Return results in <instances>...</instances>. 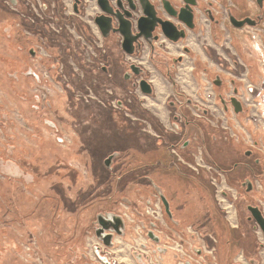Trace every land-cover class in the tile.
Masks as SVG:
<instances>
[{
    "label": "rangeland",
    "instance_id": "374dc122",
    "mask_svg": "<svg viewBox=\"0 0 264 264\" xmlns=\"http://www.w3.org/2000/svg\"><path fill=\"white\" fill-rule=\"evenodd\" d=\"M38 2L43 3L44 1L38 0ZM216 2L219 4L217 7L220 11L219 16H226L227 8L238 10L239 16L243 14L240 11L242 2L239 5V0H227L231 7L224 3L225 0ZM6 6L13 10L10 5L6 4ZM248 9L252 10L251 7ZM200 16H202L201 12ZM57 17L59 20L54 19L55 21L48 29L50 16H36L34 24L32 19L35 17L29 16L24 31L33 32L34 25L37 24L36 29L40 30V35L45 39L48 38V43L53 42V63L51 64H54L56 68L52 70V75L47 69L41 68L37 72L39 78H36L33 87V93L41 100L43 106L47 105L48 108L49 101H51L50 108L44 109L45 112L41 111L43 114L41 117L44 120L41 121L40 118L39 123L36 124L33 111L24 112L25 114L20 112V109L25 111L23 105L25 102L21 106L18 105L19 101H15L17 96L12 93L13 91L7 92L3 86L4 91L2 94L0 92V96L5 97V100L0 102L4 104L1 105L2 108L8 110L12 115L9 116L10 119L6 123L2 122V119L0 120V149H12L14 156L9 163L16 164L21 169V172L18 169L13 172L7 171V176L11 179L0 173V264H82L86 259L83 257L85 253H89L86 256H89L93 264H105L98 258L96 252L98 246L103 252H111L107 256L110 264L115 260V264H140L134 255L135 251L143 254V263L162 264V260L157 253L152 251V248L150 251L143 248L142 243L148 244V241L144 239L147 235L141 232L139 233L144 238L134 243L126 242L128 243V256L120 255L119 242L116 241L115 248L106 247L98 238L93 239L90 244L87 243L88 238L96 236L94 232L97 226L98 212L113 211L121 214L129 227L128 234L132 233L131 235H133L136 228L137 230L145 228V225L139 221L140 219L145 220L144 215L139 213L140 218H135L132 215L133 210H131L130 204L125 201L124 196H129L130 200L137 202L136 205H140V211L146 216L161 219L158 199L155 205L149 207L145 199L140 200L134 195L135 188L147 184L145 180L141 179V172L138 177H135L133 173L127 177L126 175L121 176L123 167L127 166L124 165L125 162L134 161V158L141 159L145 150L156 147V143L148 133L133 125L134 118L136 119L133 113H128L129 123L126 126L117 125L113 111L119 112L120 109L115 101H110L111 99L105 95L114 92V97L122 98L121 69L118 66V75L110 80L100 68H96L95 58H92L94 62H90L87 56V54L92 56L93 46L95 48L102 46V42H99L101 39L99 33L94 34L92 31V36H98L99 41L96 37H94V41L91 40L92 37L85 39L87 46L85 47L88 52L82 51L83 39L71 37L77 32L81 33L78 29L72 28L73 32L64 30L57 34L59 32L56 31L59 29L53 25L73 27L72 24H76L80 29L81 25L85 24L84 16ZM88 24L92 26L91 22ZM50 30L54 32V35ZM115 51L117 52V49ZM120 54L121 51L115 57H119ZM95 55L96 51L93 57ZM101 56H103L101 61H104L106 54L102 53ZM49 58L51 59V57ZM46 76L51 79L48 80ZM8 96L12 100L8 99ZM103 97L106 99L103 100ZM244 100L246 106L257 111H254L252 116L258 115L259 117L260 112L264 113V100L261 105L256 103L257 100L246 96ZM28 104L30 107V103ZM145 106L152 108L156 113L161 112L159 105L154 108L151 102L146 101ZM160 116L164 118L163 113ZM45 119H49L53 123L49 124L48 121L45 122ZM214 122L218 126L222 123L221 119L214 120ZM40 123L41 125L36 127ZM4 124H6V130ZM220 132L224 136L222 131ZM12 146L15 148L13 149ZM116 150H124L126 158L129 159L126 160L123 154L119 159L121 164L117 171L113 167L109 170L103 164L102 158ZM231 164L232 162H224L223 166L227 168ZM151 169L154 178L161 181L163 175L160 174V167L153 165ZM115 172H118V180L113 175ZM64 173H66L65 176ZM83 174L87 176V180L82 184V181L77 178ZM66 176L72 178L71 181ZM173 176H176L174 181L178 184H176L177 188L185 186L182 190L190 191L192 182H185L183 179L181 183L180 176ZM197 176L202 184V189L208 191L210 188L206 176L203 173ZM122 177L123 179H121ZM95 178H98L97 183ZM62 180H65L69 187L67 184L62 186ZM54 182L57 184H53ZM102 187L101 193H98L102 197L98 198L97 193L95 194L97 196H94V192L98 191L96 189ZM66 189L68 190L66 191ZM105 191L108 192L107 196L103 194ZM78 195L86 200L85 203H78ZM218 195L222 203L221 192ZM112 196L116 202H110L109 198ZM94 219L96 222L93 223ZM84 229H86V233ZM170 229V227L167 228V230ZM192 232V229H187V235L190 236ZM164 235V242H168L167 247L175 250L181 257L178 264H184L181 262L186 260L192 264H219V257L216 255L217 245L210 242V246H208L203 237L188 240L178 238L181 239L178 240L168 236L170 233ZM140 237L142 236L140 235ZM198 244L206 245L204 253L209 254L210 258L196 255L193 250L195 246H199ZM79 248L80 250H78ZM178 259L176 258V261Z\"/></svg>",
    "mask_w": 264,
    "mask_h": 264
},
{
    "label": "flooded vegetation",
    "instance_id": "af4514ba",
    "mask_svg": "<svg viewBox=\"0 0 264 264\" xmlns=\"http://www.w3.org/2000/svg\"><path fill=\"white\" fill-rule=\"evenodd\" d=\"M42 1L44 2L41 3V12H36L35 5L38 3V0H3L14 11L19 13L20 8L25 6L28 13L24 16H34L35 19H32L33 24L37 19L36 16H50L51 20L49 21L48 29L55 21L54 19L59 20L57 17L60 12L59 1L62 6L61 16H84L83 22L85 24H83V27L86 34L90 30L88 23L91 22L96 25V16L103 14L101 7L98 5V0H80L78 12L75 11L74 0ZM117 1L110 0V3L116 5ZM171 1L177 9L186 4L184 0ZM198 1L199 6L194 7V27L190 28L185 22L171 16L166 11L163 0H151L158 10L159 18L170 20L178 25L179 30H184L185 36L181 37L178 41L175 42L167 38L161 27L157 26L152 35L153 37L158 36V39H154L152 44H150L145 40L144 35H142L139 37L140 45L135 44L134 53L128 54L122 47V37L113 31V28L117 27L116 18H114L112 20L113 26L107 37H104L97 27L101 37L99 42H102V46L96 48L93 46L92 56L87 54L89 57L88 61L94 62L92 58H95L96 68H100L110 80L118 75L117 67H120L122 98L114 97V92L105 95V97L107 96L111 99L110 101H115L120 109L119 112L113 111V117L117 125L126 126L129 123L127 118L129 116L128 113H133L136 116L133 125L148 133L156 143V147H150L148 150H145L143 159L134 158L138 161L133 169L129 168L128 170L127 168L123 172V175L126 172L130 175L133 173L135 177H138L141 172V179L145 180L147 184L135 188V193L144 195L149 207L155 205L157 199L160 202L161 219L154 218L148 214L146 216L143 213L146 217V222H151L150 227H148L146 222L143 223L145 225V228L142 227L143 233L148 235L149 231L153 230L160 237V252L169 249L167 247L168 242H164V234H169L168 227L175 231L174 234L170 233L168 235L173 238H182L189 228L193 230L192 236L200 238V230L193 223L181 218L176 212V208L179 206L182 198L180 197L179 188L176 187L177 182L174 181L176 176L174 177L173 175L180 176L185 182L188 181L193 184L194 181L199 180L197 175L203 173L209 181L208 187L210 189H208V193L214 202L212 208L218 211L217 213L222 221L231 222V220L236 219L238 229L240 230L241 254L250 264H259V257H261L264 250V226L259 222L257 217V215H261L264 220V113L260 112L261 118L260 114L259 117L258 115L252 116L256 110L246 106L244 97L257 100L256 103H259V105L263 104L264 77L260 76L256 83L248 85L247 93L245 84L242 85L236 82V80L231 79L225 83L218 75L216 78L211 79L208 72L207 83L215 85V89L223 87L224 93L220 95V101L224 105V112L226 118L229 120L227 128H225L212 124V112L209 107L202 102H197L193 97L183 92L179 83L175 80V74L179 66L185 62L186 57L183 54H187L194 65L197 66L199 64L198 58H196L192 49L186 46L184 42L188 38L190 31H195L196 27H198V20L201 18L200 12L217 25H220L225 17L235 28L240 29L249 26L252 28L251 34H259L261 36V33H264V0H252L255 7L252 10L242 3V10L240 11L243 14L241 16L238 15V10L236 11L231 8H227L226 16H219L220 11L217 9L219 4L216 2L218 0ZM124 2H126L127 8H129V4H135L139 7L137 11H133L134 16L144 15L142 8H140L139 0H124ZM70 4H72V8L69 7ZM232 17L236 20L251 17V19L255 20L256 25L246 23L242 27H236L232 22ZM72 25L76 28L75 24ZM37 27L38 25L36 24L34 25L33 32H25L27 35L35 34V36H39V43L34 45L33 53L47 58L52 57L53 49L48 44V38L45 39L40 35V30L36 29ZM73 27L59 26V30L56 32L60 34L61 31H68ZM85 31L82 33L83 37H85L83 38L84 45L82 46V51L88 52L85 39L91 36H86ZM140 32L135 26L134 33ZM91 40L94 41V39ZM167 42L173 44L183 42V54H172L167 46ZM116 49L117 52L115 51ZM208 50L209 53H212V48ZM257 50L259 52V65L264 70V41L263 48L259 45ZM95 51L96 55L93 57ZM120 51L119 57H115ZM43 53L46 56L42 55ZM102 53L106 54L104 61H101V57H103L101 56ZM219 62H223L221 58H219ZM146 64L151 66L152 70H149ZM55 68L56 66L51 70H47L52 75V70ZM50 74L49 76L51 77ZM37 77L39 78V76ZM50 77L46 76L48 80L51 79ZM160 78H164L172 84L173 94L167 97L165 101L157 94V88L153 82L160 80ZM144 79L151 84L152 93H144L141 90V81ZM115 83L117 84L116 81ZM105 97H103V100ZM233 99L241 103L242 109L240 111H236ZM146 101L151 102L154 108L159 105L161 112L156 113L152 108L145 106ZM161 113L164 114V118L160 116ZM219 130L222 131L224 136L220 134ZM106 152L108 151L106 150ZM123 154L127 160L124 150L109 152L102 158L103 164L109 170L113 167L117 171L118 166L121 164L119 159ZM107 162L109 163L107 164ZM224 162H232V164L226 168L223 166ZM124 165L126 166V162ZM153 165L160 167L161 173H159L163 175L161 181L155 179L151 173ZM115 174L116 172L113 175ZM219 192H221L223 197L222 203L218 197ZM208 238L212 243L215 241L211 235ZM206 243L210 246L207 241ZM205 247V244H200L198 247L195 246L193 251L196 255H204L208 259L210 255L204 253ZM98 248L100 251L98 258L100 260L111 253L108 251L103 252L100 246ZM121 248L119 249L120 255H122ZM212 248L215 249L214 247ZM246 248L251 249V253L254 255L253 258H248ZM145 249L150 251V249ZM180 260L181 257H179L178 262ZM187 262L189 261L186 260L181 263L187 264Z\"/></svg>",
    "mask_w": 264,
    "mask_h": 264
},
{
    "label": "crops",
    "instance_id": "0c3cea01",
    "mask_svg": "<svg viewBox=\"0 0 264 264\" xmlns=\"http://www.w3.org/2000/svg\"><path fill=\"white\" fill-rule=\"evenodd\" d=\"M241 2L247 7H251L252 9L254 7L252 0H239V5ZM224 3L227 6L231 7L230 2L228 3L227 0H225ZM27 13L28 10L27 8H25V6H22V8H20L19 13L17 11L10 10L3 2V0H0V92L2 94V91H4L2 89L3 86H5V90L7 92L13 91L12 93L17 96L15 101H19L18 105L21 106L25 102V104H23L25 111H23V109H20L19 111L23 114L27 113L28 111H33L36 118L35 123L38 124L40 118L41 121L44 120V118L41 117L43 115L41 114V111L45 112V110H48L50 108L49 106H51V101H49V106L47 108V105L43 106L41 100H39L35 93H33V87L38 76L37 72H39L41 68L51 70L55 65L51 64L53 63V56L50 59L33 53L34 45L39 43V36H35V34L27 35L24 32L26 27L25 25H27V17H29L24 15H26ZM223 19V22L220 25H217L214 22L212 23L206 16L202 15L200 20H198V27H196L195 31H190L188 38L185 40V45L189 46L196 58H198L199 64L197 66L194 65L187 54L182 53L184 45L183 42L177 44L167 42V46L172 54L177 55L182 53L186 57L184 64L179 66V69L175 74V80L179 83L181 90L189 96L193 97L197 102H202L209 107L212 112L211 122L213 125L218 126V124L215 123L214 120L219 121L221 119L222 123L220 126L227 128L229 120L228 118L226 119L224 105L220 101V95L224 93L223 87L221 86L220 88L215 89V85L207 83L208 72L210 73L209 76L211 77V79L216 78L218 75L225 81V83H227V81L230 79L236 80V82H239L242 85L245 84L246 86L252 83H256L259 80L260 76L264 77V70H262L258 62L259 52L257 50V47L259 45L262 46V43L264 41V33H261V36L259 34L253 35L251 34V27L246 26L240 29L235 28L228 22V20H226L225 17ZM91 25L92 26H89L90 30L87 34L83 25L81 26V28L85 31L86 36H91L93 39L94 37H96L97 41H99L98 36H92L93 33H99L98 28L94 24ZM75 29H78L77 25ZM78 30L81 33L77 32L78 34L76 33L71 37H79L83 39L80 35L84 36L82 34L84 32H82L80 29ZM73 31L74 30H72V28L69 29V32ZM54 42L58 45L56 41ZM52 43L53 42L50 41L48 44L53 49ZM62 44L65 45V43ZM60 47H62V45H60ZM209 48H212V53H209ZM231 57L233 58L232 60ZM219 58L222 59V63L219 62ZM147 67L149 70H152L151 66L147 65ZM153 82L157 88V94H159L160 98H163V101H165L167 97L173 94L172 84L168 80L160 78V80H155ZM8 99L12 100V98H9V96ZM3 100H5V97L0 96V102H2ZM28 103H30V107ZM2 104L3 103H0V120L2 119V122L6 123L10 119L9 116L12 115H10L8 110L6 111L2 108ZM15 105L16 107H18L17 104ZM50 112H52V110ZM46 121H48L49 124L53 123L52 121H49V119H45V122ZM40 125L41 123L39 125H36V127H39ZM3 126L6 130V124H4ZM12 148L14 149L15 146H12ZM12 152V149H0V173L1 175L8 178L10 177L7 176V171L13 172L14 170L18 169L19 172H21V169L18 165L9 163L10 159H13L12 156H14ZM128 159L129 158H127V160ZM137 161L138 160L134 159V161L129 160L128 162H126L127 166L126 168L123 167L121 176H124L123 172L127 168L128 170L129 168L133 169L135 164H137ZM65 175L66 173H64V176ZM125 175L126 177L130 176L128 172H126ZM115 176L117 177L116 180H118V172H116ZM66 177L69 181H71L72 178H70L69 176ZM77 179L79 181H82L83 184L84 182H86L87 176L84 174L79 175ZM95 179V182L97 183L98 178ZM121 179H123V177ZM65 180H62V186L67 184V187H69V184L66 183ZM181 180H183L182 177H180V182L182 183ZM99 181L101 182V179ZM55 182L53 184H57ZM183 188H185V186H179V190L181 192L180 197L182 199L180 202L181 204L179 203V206L176 208V212L184 220L193 223L194 226H196L200 230L201 237H203L204 239L207 238L206 241L208 242V244H210L211 242L208 236L211 235L212 237H214L215 241L211 243L217 245L216 254L219 257V264H250L248 260H246L241 254L242 244L240 243V230L238 229V222L236 221V219L231 220V222L229 221L230 223L226 220L222 221L220 219L217 213L218 211L212 208L214 206V202L212 201L210 194L207 190L202 189V184H200L199 180L194 181L193 185H190L189 192L187 191V189L182 190ZM102 189L103 187L100 189H96L98 191L94 192V196H97L98 193H101L100 191ZM67 190L68 189H66V191ZM96 193L97 195H95ZM103 194L107 196L108 192L105 191ZM144 194L147 196L146 193ZM67 195L71 197L69 194ZM134 195L140 198V200L145 199V202H147V199L144 195H139L136 193H134ZM101 197L102 195H98V198ZM129 198V196H124L125 201L130 204L132 208L131 210H133L132 215L135 218L139 219V213L143 215V212L140 211L141 207L139 208L140 205H136L137 202L135 203V201L130 200ZM109 199L110 202H115L113 196ZM85 201L86 200H83L81 195H78L79 204L85 203ZM99 213L100 212H98L97 214ZM144 218L145 220L142 221V219H140L139 221L141 223L146 222V217L144 216ZM95 219L93 220V223L95 222ZM146 224L148 225V227H150L151 222H146ZM84 230L86 233V229ZM128 230L129 227L127 225L126 235L124 237H115V241L119 242L118 250L122 247L121 251L125 256H128V243H126L127 241L134 243L135 241H139L141 240V238H144V236L141 234L143 233V230H137L136 228L133 235H131L132 233L128 234ZM174 232L175 231L173 229L169 230V233L171 234H174ZM140 235L142 237H140ZM95 238L97 237L93 236V238H88L87 243L90 244V242H92V240ZM182 238H184L185 240H188L190 238L197 239V236H189L186 232V234L182 236ZM144 239L148 241V244L142 243V246L145 245L143 247L147 249H150L151 247L152 251L157 253V255L161 258L163 262L162 264H178V261H176V256H178V258L180 256L175 250L169 248L166 251L160 252V241L155 242L151 240L148 235ZM149 243H151L150 246ZM78 250H80V248ZM246 251L248 253V258H253L254 255L253 253H251V249L246 248ZM88 254H83V257L86 259L83 258L84 262L82 264H93L89 256H86ZM259 260V264H264V250L262 251L261 257H259ZM189 262H187V264ZM115 263L116 260L115 262H112V264ZM189 264L192 263L190 262Z\"/></svg>",
    "mask_w": 264,
    "mask_h": 264
},
{
    "label": "water",
    "instance_id": "95a60500",
    "mask_svg": "<svg viewBox=\"0 0 264 264\" xmlns=\"http://www.w3.org/2000/svg\"><path fill=\"white\" fill-rule=\"evenodd\" d=\"M75 1V11H79L80 0ZM185 6L177 9L171 0H163V5L166 11L179 20L185 22L190 28L194 27V7L199 6L198 0H184ZM140 8L144 12L142 16H134L133 11H137L139 8L137 5L129 4V8L126 7L124 0H118L117 4H111L110 0H98V5L101 7L103 14L96 16L95 23L104 37H107L110 33V29L113 26L112 20L114 18L117 24L116 28H113L114 32H117L122 37V47L128 53L132 54L135 51V44L140 45L139 37L144 35L145 40L152 44L154 39H158V36L153 37L152 33L157 26H160L163 33L167 38L172 41H178L181 37L185 36L184 30H179L178 25L174 24L170 20H164L158 17V10L155 4L151 0H139ZM130 3V2H129ZM136 20L134 21V19ZM232 22L236 27H242L246 23L250 25H256L255 20L251 17H247L243 20H236L232 17ZM135 26L141 31L140 33H134ZM141 90L144 93H152V86L147 80L141 81ZM236 106V111L242 109L241 103L233 99ZM109 162H107L108 164ZM165 202V201H164ZM168 211V207H167ZM261 216V215H260ZM257 215L259 222L264 226V220L261 216ZM95 228L96 237L108 248L115 246V237H124L127 232V223L121 214L116 212L100 213L97 216V223ZM151 240L155 242L160 241V237L151 230L148 233ZM145 246V245H143ZM160 249V247H159ZM96 252L100 254L99 248H96ZM134 255L140 264L143 263V254L134 252ZM102 260L106 264H110L107 257H102ZM189 264V263H188Z\"/></svg>",
    "mask_w": 264,
    "mask_h": 264
},
{
    "label": "built area",
    "instance_id": "2783aa9c",
    "mask_svg": "<svg viewBox=\"0 0 264 264\" xmlns=\"http://www.w3.org/2000/svg\"><path fill=\"white\" fill-rule=\"evenodd\" d=\"M41 7H42V4L41 2H38V5H35V8H36V12H41ZM70 8H72V4L69 5ZM39 8V9H38ZM55 27H57V25H53ZM58 28V27H57Z\"/></svg>",
    "mask_w": 264,
    "mask_h": 264
},
{
    "label": "trees",
    "instance_id": "16d2710c",
    "mask_svg": "<svg viewBox=\"0 0 264 264\" xmlns=\"http://www.w3.org/2000/svg\"><path fill=\"white\" fill-rule=\"evenodd\" d=\"M58 5H59V9H60V12H59V16H61L62 15V9H61V3H60V1L58 2ZM73 18V17H72ZM77 28L79 29V27L77 26ZM80 30L82 31V32H84V30L82 29V28H80Z\"/></svg>",
    "mask_w": 264,
    "mask_h": 264
}]
</instances>
